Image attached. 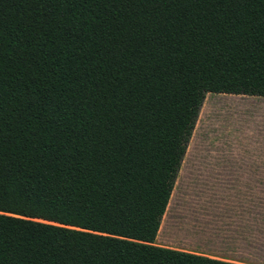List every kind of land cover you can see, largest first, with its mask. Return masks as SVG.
<instances>
[{
    "label": "trees",
    "instance_id": "obj_1",
    "mask_svg": "<svg viewBox=\"0 0 264 264\" xmlns=\"http://www.w3.org/2000/svg\"><path fill=\"white\" fill-rule=\"evenodd\" d=\"M206 94L264 98V0H0V264H236L154 245Z\"/></svg>",
    "mask_w": 264,
    "mask_h": 264
},
{
    "label": "rangeland",
    "instance_id": "obj_2",
    "mask_svg": "<svg viewBox=\"0 0 264 264\" xmlns=\"http://www.w3.org/2000/svg\"><path fill=\"white\" fill-rule=\"evenodd\" d=\"M263 175L264 98L206 94L154 245L191 250L232 241L218 228L222 234L212 232L213 224L221 227L222 215L231 211L236 228L237 216L246 213L251 242L236 235L232 243L240 253L231 257L264 264V182L248 181Z\"/></svg>",
    "mask_w": 264,
    "mask_h": 264
},
{
    "label": "crops",
    "instance_id": "obj_3",
    "mask_svg": "<svg viewBox=\"0 0 264 264\" xmlns=\"http://www.w3.org/2000/svg\"><path fill=\"white\" fill-rule=\"evenodd\" d=\"M252 180H248L249 182H256V183H263L264 182V175L263 176H250ZM251 207L252 203H254L252 200L248 202ZM227 215H222L221 218V227L217 226V224H213L214 226L212 227V232H218L219 234L225 233L226 237L230 240H226L224 243H215L212 244L208 248H194L191 250H178V249H173L181 252H186L194 255H200L204 256L210 259L218 260V261H223V262H229V263H236V264H249V261L246 258L243 259H238L231 257L232 255H237V253H240V248L237 249L235 244H233L235 241L234 238L236 235L241 237L244 240V244L247 242L250 244L251 242V237H252V221L249 219L247 221V214L243 213L245 217L237 216V226L236 228L232 226L231 221V211H229ZM242 214V213H241ZM238 215V214H237ZM243 219V221L241 220ZM246 220V221H244ZM213 221H216V218L214 217ZM221 230V232L218 230ZM231 233L233 236H231ZM233 242V243H232ZM252 244V243H251ZM247 245V244H245ZM172 249V248H169ZM209 249V251L207 250ZM239 250V252H238ZM245 251V250H244ZM246 257V256H245Z\"/></svg>",
    "mask_w": 264,
    "mask_h": 264
}]
</instances>
